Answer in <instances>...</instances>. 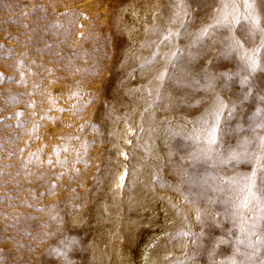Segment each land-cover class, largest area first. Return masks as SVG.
<instances>
[{"label": "rangeland", "instance_id": "374dc122", "mask_svg": "<svg viewBox=\"0 0 264 264\" xmlns=\"http://www.w3.org/2000/svg\"><path fill=\"white\" fill-rule=\"evenodd\" d=\"M92 1L0 0V74L7 78L0 80L2 264H62L51 251L62 235L76 240L73 264H150L151 255V264H177L185 254L189 264H219L239 233L226 215L230 193L216 190L213 178L250 172L251 165L192 161L196 144L188 137L217 93L227 102L240 96L238 81L202 87L206 73L232 69L234 61L209 64L219 43L196 59L185 55L168 65L158 94L155 77L173 46H161L156 63L142 69L155 49L143 45L160 38L150 29L168 26L173 0L162 1L153 21L143 15L144 0H105L106 6L94 0L95 7ZM197 2L203 6L190 32L208 22L217 4ZM177 43L183 48L189 41ZM255 84L264 88V72ZM256 106L249 100L245 113ZM240 122L238 115L224 127ZM247 127L243 134L228 131L225 146L248 135ZM189 175L192 184L185 183ZM180 230L203 235L198 242L174 238ZM221 238L231 243L213 257L210 249ZM116 243L123 258L113 253ZM141 251L148 253L141 257Z\"/></svg>", "mask_w": 264, "mask_h": 264}, {"label": "snow or ice", "instance_id": "6c2138e0", "mask_svg": "<svg viewBox=\"0 0 264 264\" xmlns=\"http://www.w3.org/2000/svg\"><path fill=\"white\" fill-rule=\"evenodd\" d=\"M202 6L197 0H192L191 4L188 0H173L168 26L164 29L157 26L150 29L153 33L160 32V38L151 44L143 45V47L154 45L155 49L151 57L145 59L140 67L143 69L154 65L160 55L161 46L168 44L173 46L172 50L165 54V67L155 77L159 85L157 88L159 94L170 74L168 65L175 67L185 55L189 59H196L204 54L210 45L219 43L222 47L216 57L209 60V64L216 58L234 61L232 69L221 71L218 75L206 73L202 78L204 91L212 90L218 80L223 81L222 88L227 87L232 81H238L241 94L236 101L227 102L217 93L209 107L192 122L193 127L188 139L196 144V151L189 153V159L207 161L213 165L217 163L251 165L250 172L238 173L228 178L221 176L213 178L216 182V190L230 193L226 203L231 204V209L226 215L231 217L233 227L239 233L235 243L232 244L231 253L219 261V264H264V135L259 134L264 132V88L258 89L255 84L256 74L264 72V0H217L208 22L202 24L197 31L190 32L188 29L195 19L196 11ZM51 27L60 28L62 25L53 24ZM238 32H242L243 35H238ZM218 33H226L223 40L218 39ZM181 38L189 41L183 48L177 43ZM249 42L251 47L247 46ZM4 79L7 78L0 74V80ZM73 95L78 94L73 93ZM149 95H151L150 90ZM252 99L257 101V106L250 114H246L244 105ZM15 115L19 118L23 113ZM238 115L241 116L242 122L237 123L234 129H225L224 125L236 119ZM245 123L248 126V135H242L234 145L225 146L223 137L228 131L243 134ZM18 126L22 125L18 124ZM37 127L34 125L33 134ZM54 151L59 155L61 149L57 148ZM77 155L79 156V153ZM48 163H52L51 158ZM58 163L65 164L66 161H58ZM120 180L122 184L124 176H121ZM185 183L192 184L193 178L189 175ZM52 211L54 212L55 209L53 208ZM196 217L197 220L201 217L199 210ZM231 234L236 235V232ZM202 235L203 232L180 230L174 238L198 242ZM225 243L231 242L222 238L215 241L209 254L214 257L216 249ZM75 244V239L62 235L60 244L51 251L62 258V264H73L69 254L74 250ZM2 260L3 257L0 256V264ZM177 264H189L187 254L183 260H178Z\"/></svg>", "mask_w": 264, "mask_h": 264}, {"label": "bare ground", "instance_id": "6f19581e", "mask_svg": "<svg viewBox=\"0 0 264 264\" xmlns=\"http://www.w3.org/2000/svg\"><path fill=\"white\" fill-rule=\"evenodd\" d=\"M89 1V0H88ZM96 1H98V0H96ZM96 1H92V2H95L94 3V7L96 6ZM162 1L163 0H144L143 1V4H142V11H143V15L144 14H149L151 17H152V21L155 19V17L157 16V14H158V11L160 10V8H161V4H163L162 3ZM99 2H101V1H99ZM90 5H91V0H90ZM104 4H105V0H104ZM88 5V4H87ZM93 6V5H92ZM92 6H91V8H92ZM105 6H106V4H105ZM105 6H103V7H105ZM133 6V5H132ZM93 7V8H94ZM141 7V6H140ZM90 8V9H91ZM92 8V10H94ZM107 8V7H106ZM134 10H135V12H136V14H142V11L140 10H137V6H133L132 7ZM171 11V10H170ZM171 17V16H170ZM169 17V18H170ZM168 23V22H167ZM64 97V96H63ZM62 101H66L65 99H63L62 98ZM136 171V170H135ZM124 172H125V170H124V168L119 172V174H118V180H117V183L118 184H120L121 183V180H120V177L121 176H124ZM139 172V171H138ZM135 175V174H134ZM138 175V174H137ZM136 176V175H135ZM145 190H146V188H144ZM144 193H146V192H144ZM148 195V194H147ZM144 196V195H143ZM120 235V234H119ZM113 246V245H112ZM146 246H148V244L146 245ZM113 250V249H112ZM112 252V251H111ZM115 252V254H116V256L117 257H120V258H123L124 257V253H123V247H122V243H116V245L114 246V250H113V253ZM113 253H111V254H113ZM148 252H144V251H141V253H140V256L142 257L143 255H145V254H147ZM155 253V252H154ZM114 254V255H115ZM151 255V254H150ZM119 259V258H118ZM156 258H155V256H153V255H151V257L147 260V262L148 263H150L151 264V262L152 261H154ZM159 259V258H158Z\"/></svg>", "mask_w": 264, "mask_h": 264}]
</instances>
